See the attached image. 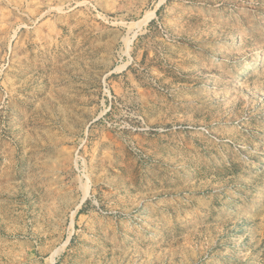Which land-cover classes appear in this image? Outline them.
<instances>
[{
  "label": "rangeland",
  "instance_id": "rangeland-1",
  "mask_svg": "<svg viewBox=\"0 0 264 264\" xmlns=\"http://www.w3.org/2000/svg\"><path fill=\"white\" fill-rule=\"evenodd\" d=\"M0 264H264V0H0Z\"/></svg>",
  "mask_w": 264,
  "mask_h": 264
},
{
  "label": "bare ground",
  "instance_id": "bare-ground-1",
  "mask_svg": "<svg viewBox=\"0 0 264 264\" xmlns=\"http://www.w3.org/2000/svg\"><path fill=\"white\" fill-rule=\"evenodd\" d=\"M252 63V62H251Z\"/></svg>",
  "mask_w": 264,
  "mask_h": 264
}]
</instances>
